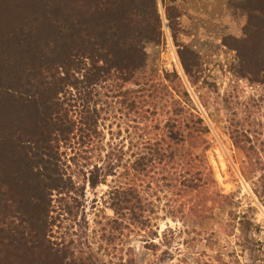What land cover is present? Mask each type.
<instances>
[{"label": "rangeland", "instance_id": "374dc122", "mask_svg": "<svg viewBox=\"0 0 264 264\" xmlns=\"http://www.w3.org/2000/svg\"><path fill=\"white\" fill-rule=\"evenodd\" d=\"M263 2L156 0L162 37L145 41L144 67L125 86L113 75L97 89L110 113L99 123L104 143L80 132L60 143L78 202L70 215L53 213L52 239L73 264H264V80L246 73L264 48ZM138 122L144 138L127 139ZM149 138L173 162L159 165L161 152L155 170L147 162L136 178L91 188L102 146H123V164H133ZM122 182L138 187L141 202L116 215L109 192Z\"/></svg>", "mask_w": 264, "mask_h": 264}, {"label": "trees", "instance_id": "16d2710c", "mask_svg": "<svg viewBox=\"0 0 264 264\" xmlns=\"http://www.w3.org/2000/svg\"><path fill=\"white\" fill-rule=\"evenodd\" d=\"M161 37L156 0H0V264H73L65 242L52 239L53 213L70 215L69 202H78L76 184L61 169L60 143L76 132L104 143L99 123L110 113L99 108L97 89L113 75L129 83L145 65V41ZM262 49L246 73L264 80ZM143 130L140 122L129 126L127 139H143ZM110 142L90 165L93 189L109 177L136 178L147 162L155 170L156 155L164 152L159 165L167 157L149 138L142 147L148 155L139 150L124 165V147ZM109 199L116 215L141 202L138 187L123 182Z\"/></svg>", "mask_w": 264, "mask_h": 264}]
</instances>
